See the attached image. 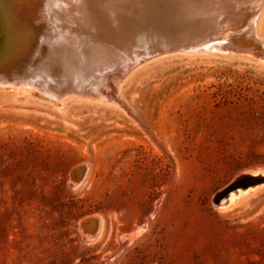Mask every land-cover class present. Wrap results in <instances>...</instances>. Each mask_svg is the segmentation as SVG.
<instances>
[{
    "label": "rangeland",
    "instance_id": "1",
    "mask_svg": "<svg viewBox=\"0 0 264 264\" xmlns=\"http://www.w3.org/2000/svg\"><path fill=\"white\" fill-rule=\"evenodd\" d=\"M82 1L88 11L107 14L108 0ZM140 1L117 5L124 12L119 25L128 23L124 31L136 36L130 46L138 27L144 29L138 40L166 31L168 24L181 31L178 22L151 21L150 10L137 9ZM160 1L153 4L167 8ZM47 4L0 0V17L10 16L0 24V36L27 29L31 35L22 61H0L2 74L33 78L25 63L30 52L44 37L67 34L65 18L52 14L63 8ZM261 15L258 32L264 38V10ZM101 26V34L76 35L91 46L115 39L126 50V35L116 33L111 19ZM65 44L72 45L55 44L62 56ZM121 62L88 74L101 73L90 86L104 98L114 95L105 82L116 79ZM88 69L82 66V77L73 80H85ZM11 86L0 85V264H264V187L230 210L215 203L240 175L264 167L263 60L162 56L114 85L116 103L72 93L55 101L43 90ZM62 101L68 104L53 106ZM92 216L103 221L108 235L87 244L79 226Z\"/></svg>",
    "mask_w": 264,
    "mask_h": 264
},
{
    "label": "bare ground",
    "instance_id": "2",
    "mask_svg": "<svg viewBox=\"0 0 264 264\" xmlns=\"http://www.w3.org/2000/svg\"><path fill=\"white\" fill-rule=\"evenodd\" d=\"M46 2H48L47 6H49V5L52 6V4H54V5L60 4V7L63 8V10H64L63 12L58 11V10H54L55 12L52 14H54L56 17H57V15H60V16H63V18H65L64 24H65L67 30H65L64 33H67V34H64V35L60 34L61 35L60 37L59 36H51V35H49L46 38L44 37V38H42V41H41L42 46H40L36 51L33 50L32 52H30V55H29V57H27L25 63L28 65L29 70L32 71L33 78H31V79L17 78L14 76H9L11 73L10 71H9L10 73L8 75L7 73L2 74V71L0 70V85L1 86L12 85L11 87H13V86H16V87L24 86V88L30 87V88L38 89L39 91L43 90L45 92V94L50 96V98L54 99L55 101L56 100L59 101L61 98L71 94V92H68V91H71L72 88H70V86L67 85V82L65 79L66 74L64 73L65 75H60L61 70H64V68H65V64H64L65 59H63L64 63L59 59L62 62V64H60V61L54 55L55 54V48H56L55 44H57V43L58 44L71 43L72 46L74 45V46H77L80 48L82 46V44H84L83 43L84 41L80 40L77 37V35H76L77 33H78V36H79V33L80 34L85 33V34H88V36H89V34H95V32H98V34H101L104 31L102 29L103 26H101V25L110 19L113 21V25L115 26L114 30L116 31V33L118 34L120 32H123V34L126 35V37L123 39V41L126 40L125 43H127L128 46L131 45L130 44L131 38L136 37V36H128V34L124 31V29H123L124 27H122V26H126L125 28H127V25H128L127 21L128 20L127 21L124 20L127 23L126 25H124L123 22H122V26L119 25V24H121L120 23L121 22L120 16L122 17L123 13H124V12L122 13L123 8L121 9V7L117 6L120 4L121 0H108V2L105 5H103L105 7V9L107 10V14H105V16H103V14H104L102 12L103 10L102 11L97 10V9H94L93 7L89 8L90 10L88 11L87 5L84 4L86 1H82V0H50V1L46 0ZM142 2H143V0H142ZM167 2H168L167 8H163L164 10H161L158 6H155L153 4V0H145L144 3H141V1L138 2V4L140 3L143 5L139 4V7L137 9L139 10L140 6H142V9L145 11L150 10V12L152 13L151 14L152 15L151 21H162V22H167V23L170 21H173V22H178V25L180 26L179 18H177L179 16H176L179 14L178 12L180 10L175 9L174 7L171 8V6H169L170 0L165 1V3H167ZM160 3H161V1H160ZM263 3H264V0H232L229 3L227 11L224 12L225 14H221V19H219L216 22V24H214L215 25L214 29L217 28L219 30V32H218V33H220L219 38L208 41V43L204 46L207 48L206 51L229 53L232 50V48H231L232 44L240 45V42L244 43L246 41H253L252 39L259 41V43L262 46L261 48H264V38L261 35H259V32H258L259 21H260V17L262 16L261 14L263 12V10H262L263 7H261V5ZM122 4H120V5H122ZM134 5H135V3H134ZM123 6H124V4L122 5V7ZM126 7H128V4ZM0 9H4V6L0 5ZM222 9L224 11V8H222ZM21 10H23V9L21 8ZM138 10H137V12H138ZM110 11L111 12L116 11V14H113V15H115L114 17L111 16ZM126 13L127 12H125V14ZM144 14H146V12H144ZM144 14H142V17L140 19L144 18ZM147 14H148V12H147ZM172 14H175V17L173 16L174 17L173 19L171 18ZM6 15H3L0 17V24L3 25L4 23H7L6 21H8V23H9L10 16L8 17L9 19L3 18V17H6ZM106 15L107 16L109 15L110 19ZM127 15L130 16V14H127ZM145 18H147V17H145ZM131 20L133 21L132 18H131ZM129 21H130V19H129ZM28 22H29V20H28ZM133 22H135V21H133ZM133 22H130L129 24L132 23V25H133L132 27H135L137 24H135V26H134ZM20 23H21V21H20ZM72 26H76V27L74 28ZM92 26H94V27H92ZM6 27H8V26H6ZM128 27H130V26H128ZM160 27H158V28H160ZM131 28H130V30H131ZM33 29H35V28L33 27ZM162 29H163V27L160 28V31L158 33L156 32V34H154V32L153 33L148 32V33L143 34V32H142L143 38L145 39V40L144 39L143 40L149 41L152 45H158L162 41L166 42V44H167L168 40H173L175 38H178V39L184 38V36H183L184 30L181 26H180L181 31L179 32V30H178L173 36L169 35V31H167V30L162 31ZM130 30H128V31H130ZM143 30L144 29H142V28H139V27L137 28V31L138 32L140 31V33ZM150 30H151V28H150ZM59 31L61 32V30H59ZM131 31H134V30H131ZM4 32H5V30H4ZM37 32H39V31H37ZM69 32L74 33V35L71 33L72 34L71 37H68ZM160 32H162V35L160 34ZM16 33L17 32H15V34H13L11 36H7V38H10L9 40L7 38L3 39L0 36V38H1L0 61L9 60L10 63L12 62V64L13 63L17 64L20 61H22V59L25 58V57L23 58V53L28 50V47L27 46L22 47V46L25 43H27L30 39L31 35L29 33V29L24 30V31L22 30L20 34H18V33L16 34ZM33 33H34V31H33ZM140 33H139V35H140ZM5 34H6V32H5ZM133 34H134V32H133ZM136 34H137V32H136ZM58 35H59V32H58ZM139 35H138V37H139ZM92 36H94V35H92ZM107 36H109V35H107ZM107 36L105 34V37H107ZM117 37H118V35H117ZM138 37L136 39L137 44H139V42L143 41L142 39L138 40ZM119 39H121V38H119ZM99 40H101V39H99ZM103 40H104L103 42L99 41V44H102V45L99 46V44H98L97 46H92L93 50L91 52L92 55L90 54V59L88 58L89 55L86 54L84 49H81L82 53H81L80 59L82 61H80V62H82L83 64H80V66L75 69V72L73 75L77 74V75L82 77V75H83V73H81V71H82L81 67L82 66L93 69V70H91V73H93V72L95 73V71L99 70L101 65L112 68L113 65L118 64L119 60L116 61V59L117 58L121 59L122 55H124L123 53L121 54L120 48L117 46L119 43L115 39H114L115 41L111 40V39L110 40L109 39H103ZM226 40H228V41L233 40V41L231 42V44L227 41V43H229V45H225V46L222 45L223 42ZM108 42L112 43L113 46L109 45ZM136 43H133V45L134 44L136 45ZM198 43H199V46L203 47V44L201 42H198ZM135 45H134V47H135ZM247 45H248V42H247ZM122 46H123V44H122ZM56 50L60 51L59 48H56ZM126 51H128V50L126 49ZM10 52L15 53V54L9 55ZM50 54H52L51 55L52 57H50ZM126 54H128V52ZM259 60L264 61V56H261L259 58ZM88 63H91V64L88 65ZM3 64L4 63L1 64L2 67H0V69L5 70V67H4L5 64L4 65ZM112 70L113 69H111V71ZM109 72H110V70L108 72H106V74H108ZM14 73H12V74H14ZM26 74H27V71H26ZM100 74L101 73L97 74V76H99ZM46 76H48L49 79H45L44 77H46ZM79 76L77 78H80ZM60 77L63 78L62 81L59 80ZM77 78L75 81L76 84L79 85L78 86L79 88H83L84 87L83 84H84L85 80L77 79ZM84 79H86V78H84ZM101 81H103V80H101ZM62 84H65L66 87L68 86L67 88H65L66 90H64V91L61 89ZM55 89H57V91L61 90L60 93L57 94ZM65 91L67 92L66 94L64 93ZM72 92H74V91L72 90ZM22 96H25V95H22ZM67 104H68V102H63V101L58 102V103L55 102V104H53V106L58 109V108L65 107ZM80 170H82V169L80 168ZM80 180L81 179H79L78 182H80ZM85 180H86V178L84 179V181ZM76 182L77 181H75V183ZM261 186L264 187V184L248 185L245 187L239 186L236 189L230 190L227 194L221 195L216 205L218 206V208L220 210H223V211L230 210V209L234 208L235 206H237L240 202H242V201L244 202L245 199H247L251 196H254L257 193H260L261 192V188H260ZM239 188L242 190H240ZM79 229H80V232L82 235L83 242H85L87 244H94V243H98L100 241H103L106 239V237L108 235L107 229H106L103 221L100 218L94 217V216L89 217V218L81 221Z\"/></svg>",
    "mask_w": 264,
    "mask_h": 264
},
{
    "label": "water",
    "instance_id": "3",
    "mask_svg": "<svg viewBox=\"0 0 264 264\" xmlns=\"http://www.w3.org/2000/svg\"><path fill=\"white\" fill-rule=\"evenodd\" d=\"M170 0L169 6L171 8H175L180 10L178 13L179 23L180 26L183 28L184 38H175L173 40H168V43L161 42L158 45H152L149 41H141L139 44L136 43L137 47L128 46L126 49L128 50V54H124L123 52H126V50L122 49L121 54L123 53L121 59L117 58L118 60H122L121 64L118 65V67L115 69V76L116 79L111 80L110 77H108V82H105V86L107 88H111L110 91L113 92V96H110L109 98H104L103 94L101 96L100 90H93L90 86L91 83L97 81L96 79L97 74L94 75L95 77H89L88 74H91V70L88 69L85 72V82L84 87L79 88L76 84V82L73 80V74L75 72V69L80 66V57L82 50L88 54V58L90 59V54L92 52V46L89 43H92L89 40H85L82 44V46L79 48L77 46H72L70 44H65V48H61V50L65 54L62 56L59 51L55 48V56L57 59L61 60L63 62V59H65V68L64 70H61L60 75L66 74V82L67 85L70 86L72 94L70 97H80V96H88V97H96L99 99H103L110 102H115L117 95L114 90V85L118 84L121 85L123 79L129 74V72L133 69H135L137 66H140L148 61H151L153 59L174 54V53H182V54H218V55H225V56H247L253 60L259 61V58L261 56H264V48H261V44L259 41L252 39L253 41H250L252 46H248L244 44L243 42H240V45L232 44V50L229 53H221V52H214V53H207L209 51H206V47H204L208 41H211L213 39L219 38V30L216 28L214 29V20L221 19V14H225L224 12L227 11V8L229 6V3L232 1L230 0ZM263 7L262 10H264V3L261 5ZM224 8V11L223 9ZM160 24L156 25V27H160ZM167 30L169 31V35L173 36L176 33L177 28L175 26H172V24L167 25ZM152 28V27H151ZM158 29V28H157ZM189 29V30H188ZM154 31V29H152ZM159 30V29H158ZM155 32V31H154ZM162 35V32H160ZM158 37V36H157ZM224 41L222 45H229L233 41ZM201 42L203 44L202 46H199V43ZM127 43H124L123 45H126ZM253 45L255 48H253ZM127 46V45H126ZM258 47V48H257ZM136 48V49H135ZM92 55V54H91ZM125 56V57H124ZM56 59V58H55ZM59 60V61H60ZM60 61V64L62 62ZM261 62V61H260ZM91 63H88L90 65ZM63 66V65H62ZM67 68V69H66ZM65 73V74H64ZM94 73V72H93ZM87 74V75H86ZM110 75V74H109ZM93 76V75H90ZM60 81L63 80L62 77L59 78ZM80 83V82H79ZM82 84V83H81ZM67 86V87H68ZM65 84H62L61 89L64 91L67 88ZM57 89H55L56 91ZM72 90L74 92H72ZM104 90V89H103ZM61 90L57 91V94L60 93ZM106 91V90H104ZM108 91V90H107ZM67 93L66 91L64 92ZM69 96V95H68ZM111 99V100H109ZM48 100V99H47ZM81 167H78L72 171L73 174H76L79 172ZM256 184H264V167H261L257 170L245 173L235 181V183L225 189L221 194H219L215 200V203L217 204L219 198L223 194H227L230 190L236 189L237 187H245L248 185H256Z\"/></svg>",
    "mask_w": 264,
    "mask_h": 264
}]
</instances>
